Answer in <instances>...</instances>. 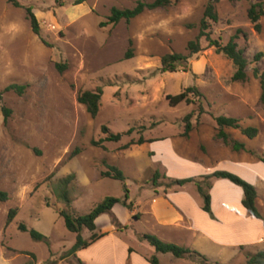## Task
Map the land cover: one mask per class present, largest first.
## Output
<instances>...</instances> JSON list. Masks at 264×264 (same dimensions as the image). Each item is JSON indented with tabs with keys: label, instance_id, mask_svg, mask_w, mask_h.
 I'll return each instance as SVG.
<instances>
[{
	"label": "rangeland",
	"instance_id": "rangeland-1",
	"mask_svg": "<svg viewBox=\"0 0 264 264\" xmlns=\"http://www.w3.org/2000/svg\"><path fill=\"white\" fill-rule=\"evenodd\" d=\"M19 1L21 6L16 7L0 0V89L15 83L25 86L22 94L8 91L0 100V190L9 195L7 201H0V264H153V257L159 264H249L250 257L264 251L263 240L241 246L239 254L228 261L176 258L157 252L139 238L140 232L153 230L146 218L128 219L133 205L142 206L156 190L164 193L156 180L167 189L173 177L188 174H199V178L225 170L250 183L257 172L263 175L264 103L255 69L259 74L264 71V15L258 32L248 11L252 3L264 0H221L216 5L219 21L211 26L212 37H221L226 44L241 31L236 41L249 61L244 82L233 80V62L205 37L200 52L191 54L187 49L200 32L209 0H179L166 8L146 10L130 21L105 26L101 23L107 22L113 7L133 8L138 1L153 0ZM28 7L40 22L39 35L28 19ZM129 49L132 56L126 58ZM260 52L262 56L256 60ZM168 53L191 54L186 70L162 72L161 58ZM190 86H197L204 98L194 104H169L168 94ZM97 87L103 88V95L100 110L92 117L78 95ZM2 106L12 110L7 122ZM189 113L193 128L185 136L184 117ZM222 115L240 119L242 127L258 128L252 139L240 129L225 128L232 142L245 144L239 150V156L247 158L243 167L232 157L237 155L230 152L234 151L232 144L216 136V117ZM104 125L114 133L133 131L118 142L102 141ZM140 137L158 140L154 147L159 156L147 154L141 162L144 169L128 150L137 154L133 144L124 148ZM175 147L188 159L203 161L194 160L198 166L194 171H182L173 158ZM108 164L121 169L126 180L104 176ZM163 165L165 177L160 171L155 179V168ZM229 184L228 188L217 187L215 194L229 195L236 214L230 216V226L240 232L247 230L252 238L258 232L264 234V219L260 227H251L248 212L245 218L243 215L241 187ZM125 188L129 190L126 203ZM107 196L121 201L97 219L95 231L85 228L82 235L89 240L112 224L117 232L106 233L101 242L76 255L68 254L76 234L68 230L60 212L87 214ZM11 209L17 215L7 224ZM21 223L47 240L32 238L19 229Z\"/></svg>",
	"mask_w": 264,
	"mask_h": 264
},
{
	"label": "trees",
	"instance_id": "trees-1",
	"mask_svg": "<svg viewBox=\"0 0 264 264\" xmlns=\"http://www.w3.org/2000/svg\"><path fill=\"white\" fill-rule=\"evenodd\" d=\"M16 7H20L21 3L19 0H8ZM61 0H57V3H60ZM84 0H78V3H82ZM179 0H153L151 2L147 1H138L137 4L133 8L121 9L118 7H113L111 9L110 15L107 17V22H102L101 26H105L107 24L116 25L121 20L130 21L131 19L137 17L142 14L146 10H156L160 8H166L171 4H174ZM221 0H209L204 16L200 22V32L197 35L196 39L188 42L187 49L191 54H196L202 50L201 47V39L203 37L209 42L210 46H214L216 50L220 53H223L226 57H228L236 67V71L233 75L234 81L244 82L248 79L247 67L249 64L248 58L245 56L244 51L238 47L237 38H239V34L241 31L237 32L233 35L230 40L226 43H222V38H213L211 32V26L213 23H217L219 21V14L216 10V5ZM249 18L254 25L256 31H261V17L264 15V2L258 1L252 3L249 11ZM27 16L31 22V26L33 31L36 34H40L41 26L40 22L36 16V14L32 11L31 7L27 8ZM132 49H129L127 52L126 58H130L132 55ZM190 55L182 54V53H168L162 56L161 58V71L162 72H176L179 69L186 70L187 62L190 58ZM262 56V53H258L255 55L256 60ZM62 66L59 65V68ZM255 74L259 75L260 84H261V102L264 103V71L262 74H259L258 69H255ZM15 91L19 94H22L25 90L24 85L19 84H10L6 86L4 89H0V100L3 98V94L8 91ZM103 95V88L97 87L95 90H85L80 92L78 95V101L86 106L87 111L91 114L92 117L97 116L100 110L101 99ZM198 98H204V94L200 91L197 86L187 87L185 90L181 91L178 94L167 95V100L171 106H176L180 103L194 104ZM2 111L4 114L5 122L8 121L12 110L6 106H2ZM192 113L187 114L184 117L185 120V131L184 135L188 136L189 132L193 128L192 124ZM216 122L218 126V131L216 136L221 138L222 141L229 145L232 144L234 150H242L245 149V144L239 141L232 142L230 140L229 133L225 130L226 127H231L234 129H240L241 132L246 135L248 138L252 139L258 135V128L254 126L242 127L240 123V119L231 116H217ZM103 133L106 134V137L102 139V141H111L118 142L122 139L125 134H130L133 131V128H130L127 132H112L109 127H102ZM146 139L140 137L138 140H131L127 143L124 148H128L132 144H142ZM151 141V139H149ZM95 144L98 142L94 141ZM264 162V158H261ZM104 176L110 177L112 179L125 181L126 176L124 172L119 169L115 165L108 164V170L103 173ZM159 175L158 172L155 173L154 178L156 179ZM73 176V175H72ZM212 178H224L228 179L234 184L240 186L243 190V199L242 204L247 209L248 213L257 217L263 218L262 214L257 206V189L256 186L238 175L225 171L218 170L208 175L200 176L199 178L189 177L182 179H172L169 185H185L190 182H194L198 188L199 193L203 197L204 205L203 208L205 211L211 213V196H210V188L211 183L210 180ZM68 178L64 179L63 182L67 184ZM155 184L156 181H155ZM125 203L129 198V190L125 188ZM9 198L8 192L4 190H0V201H7ZM121 201L120 198L114 196L105 197L99 204H97L90 212L84 215L75 216L62 210L60 215L65 220V225L69 231L76 234V241L73 246L68 250V254L76 255L77 251L83 248H87L92 245L95 241L103 237L105 234H92L89 240H86L83 235V229H87L91 232L95 231L97 228L96 220L104 213L109 212L112 208ZM17 215L16 209H11L8 214L7 224H10ZM19 229L22 231H28L32 238L36 240H47V237L35 230L34 228L29 229L25 223H21ZM142 240L147 241L151 246H153L157 252L160 253H171L176 258H184L188 256H198L202 258L206 263H209V258L196 250H192L190 248L161 240L158 236L151 233H142L140 235ZM31 255L35 258L36 256L31 253ZM153 264H159V261L156 257L150 258ZM249 264H264V251L258 252L256 255L250 257ZM216 264V263H211Z\"/></svg>",
	"mask_w": 264,
	"mask_h": 264
},
{
	"label": "crops",
	"instance_id": "crops-1",
	"mask_svg": "<svg viewBox=\"0 0 264 264\" xmlns=\"http://www.w3.org/2000/svg\"><path fill=\"white\" fill-rule=\"evenodd\" d=\"M156 141L158 140H147L142 144H133L134 151L137 154H134L132 149L128 148L131 155L136 158L139 166L143 169L146 166L141 165V162L142 160L145 161L147 154L152 153L153 156H159V153L156 152L154 147V143ZM222 146L225 148V145ZM218 148L220 149V145ZM230 152L237 154L236 156L232 155V157L238 161L237 163L240 166L243 167V164L245 163L243 161H246L247 158L245 156L240 157L239 150ZM173 158L182 171L187 169L188 171H194L198 167L197 162L194 160L203 161V159H188L186 156L179 153L176 147ZM240 160H242V162H239ZM239 165L236 166L240 167ZM163 167L166 166L163 165L162 167H157L155 170L159 174L161 171L162 175L165 177ZM152 168L154 169V167ZM198 176L199 174H188V176L184 178H198ZM172 179L182 178L173 177ZM226 180L228 179L213 178L212 185L209 190L211 196V213L204 210L203 197L199 193L194 182H190L185 185H169L166 189V187L163 186L166 184H162L160 183L161 181L156 180V183L160 186L159 189H163L164 193H160L159 190H156L155 194H153L151 198L147 199L142 206L133 205V208L128 212V219L131 218V220L134 219L139 221L146 218L148 223L152 225L153 230H150L152 231L151 233L158 236L163 241L175 243L192 250H196L211 259L215 258L223 261L234 259L239 254L241 246L246 244H259L263 242L264 234L263 232H258L252 238L253 234L246 233L248 232L247 230L245 231L242 228L240 232L239 228L237 230L230 226V216L234 218L236 214L235 210L231 209L229 195L215 194L217 187L222 189L225 186L228 188L227 184L229 183ZM231 183L234 184L233 182ZM231 183L229 186H231V188H235ZM251 183L256 186L257 206L263 218H257L250 214L256 218L252 219V217H249V213H247L246 216L245 212L248 211L245 207L246 211H243V215L244 218L245 216L247 217V221L250 222L251 227L256 225H259L260 227L262 224L261 221L264 219V173L261 176L257 172V174L253 176ZM189 184L192 185L189 187ZM188 189L189 191H187ZM168 190L170 193H167ZM239 197L242 202L243 190L242 193H239ZM140 207L143 208V210H141ZM97 221L98 220H96V222ZM111 232H117L113 224L109 230H102L100 233L110 234ZM140 233L142 234L143 232ZM104 237L105 235L93 244L101 242Z\"/></svg>",
	"mask_w": 264,
	"mask_h": 264
}]
</instances>
